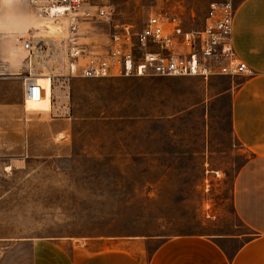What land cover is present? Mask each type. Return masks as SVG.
Listing matches in <instances>:
<instances>
[{
	"label": "rangeland",
	"instance_id": "rangeland-1",
	"mask_svg": "<svg viewBox=\"0 0 264 264\" xmlns=\"http://www.w3.org/2000/svg\"><path fill=\"white\" fill-rule=\"evenodd\" d=\"M111 1L116 22L134 25L164 3ZM174 1L188 26L210 2ZM46 21L30 0H0V264H29L21 240L46 235L208 234L233 253L251 232L232 203L250 152L222 93L238 76H69L61 56L22 48L25 38L61 34ZM112 30L89 19L82 42L105 51ZM51 70L50 104L47 93L25 100V76Z\"/></svg>",
	"mask_w": 264,
	"mask_h": 264
},
{
	"label": "crops",
	"instance_id": "crops-1",
	"mask_svg": "<svg viewBox=\"0 0 264 264\" xmlns=\"http://www.w3.org/2000/svg\"><path fill=\"white\" fill-rule=\"evenodd\" d=\"M233 2L234 47L254 73L234 77L238 80L233 78L222 93L229 98L233 134L250 152L232 187L234 212L251 231L249 237L233 253L208 234L162 240L128 232L84 240L69 235L28 237L21 241L29 245V264H264V0ZM34 78L43 87L42 95L49 88V100H45L50 104L51 75L41 73ZM152 243L155 247L149 248Z\"/></svg>",
	"mask_w": 264,
	"mask_h": 264
},
{
	"label": "built area",
	"instance_id": "built-area-1",
	"mask_svg": "<svg viewBox=\"0 0 264 264\" xmlns=\"http://www.w3.org/2000/svg\"><path fill=\"white\" fill-rule=\"evenodd\" d=\"M30 3L39 17L59 22L62 29L57 38L43 36L36 43L32 37L25 38L22 48L27 52L46 49L50 58L61 56L63 72L69 76L162 75L208 79L254 73L234 47L233 0L210 1L202 22L192 26L185 23L184 5L174 0H164L140 25L116 22L111 0H30ZM89 19L112 24L105 51L82 42L81 26ZM50 74L55 77L52 70ZM24 85L25 93L33 99L44 92L31 75L25 77Z\"/></svg>",
	"mask_w": 264,
	"mask_h": 264
},
{
	"label": "bare ground",
	"instance_id": "bare-ground-1",
	"mask_svg": "<svg viewBox=\"0 0 264 264\" xmlns=\"http://www.w3.org/2000/svg\"><path fill=\"white\" fill-rule=\"evenodd\" d=\"M49 22H54L55 26H53V27H49V26H48V23H49ZM44 29H45L47 32H51V31H60V30L62 29V25H61L59 22L55 21V20H47L46 23H45V25H44ZM50 75H51V74H50ZM31 79H32L33 81L37 82V81L34 79V75H31ZM37 83H38V82H37ZM38 84H40V83H38ZM46 93L49 95V93H50L49 88L47 89ZM41 97H42V95H41L39 98H37V99H33L31 96H29L27 93H25L24 99H25V100H26V99H28V100H38V99H40Z\"/></svg>",
	"mask_w": 264,
	"mask_h": 264
}]
</instances>
